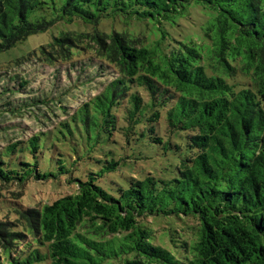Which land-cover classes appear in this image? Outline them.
Wrapping results in <instances>:
<instances>
[{
	"label": "trees",
	"instance_id": "trees-1",
	"mask_svg": "<svg viewBox=\"0 0 264 264\" xmlns=\"http://www.w3.org/2000/svg\"><path fill=\"white\" fill-rule=\"evenodd\" d=\"M56 2L0 0V52L54 21L83 28L61 30L33 51L39 64L51 65L54 79L24 99L33 107L27 114L51 123L11 143L10 155L0 158V202L7 205L0 264H104L116 249L78 233L92 219L124 235V264H264V0ZM51 5L56 13L48 20L42 13ZM25 73L14 74L24 78L21 89ZM88 84L96 92L75 103L74 90ZM133 84L148 92L149 103L130 92ZM126 95L128 147L118 158L99 160L98 171L82 176L77 165L65 166L54 144L45 148L46 132L67 128L75 117L86 138L94 127L97 144L109 142ZM162 121L171 136L158 133ZM143 145L161 164L118 184L115 193L106 190L105 176L133 169ZM106 147L113 149L111 142ZM44 150L73 191L26 207L7 192L54 176L39 169ZM23 154L29 159L13 168L11 159ZM156 217L195 221V233L183 241L188 257L152 240L144 222Z\"/></svg>",
	"mask_w": 264,
	"mask_h": 264
},
{
	"label": "rangeland",
	"instance_id": "rangeland-1",
	"mask_svg": "<svg viewBox=\"0 0 264 264\" xmlns=\"http://www.w3.org/2000/svg\"><path fill=\"white\" fill-rule=\"evenodd\" d=\"M56 1L57 4L58 0ZM56 4H54V6H57ZM54 6H49L50 10L42 13V16L48 20L54 18L56 13L53 9ZM105 27L108 28L109 25L106 23ZM61 30L81 31L83 28L77 23L69 25L62 21H54L46 31L30 35L12 48L0 52V158L2 159L10 155L8 146L11 143L28 137V135L37 131L38 128L46 131L48 126H50L49 123H51V120L47 121V119H43L47 123V125H45L39 117L35 115H33L32 119L36 125L32 122V119L28 116L27 112L33 114V111L31 110L33 107L29 108L27 103L30 101L24 99L36 96L39 93V89L43 90V81L48 83L54 79L53 68L51 65L46 63L39 64L33 51L38 53L40 46L49 42L52 36L56 35ZM24 58H30V60ZM17 61L22 62L17 63ZM63 68L64 66L62 65L61 69ZM16 72H26L25 78L29 81H27L23 89L19 87V84L24 78L20 80L15 79L14 74ZM89 85L90 84L87 85L86 89L82 88L74 90L72 93V99H75V103L89 97L92 92H96V89L94 90L93 86L89 87ZM130 92H137L145 102L149 103L148 92L143 87L134 85L130 88ZM58 95H60V92ZM65 100L67 103L68 99L66 98ZM127 107L128 103L126 95L122 98L121 103L117 107L116 114L118 119L116 121L115 129L110 135L109 142L106 138L102 140L100 138L99 143H102L97 144L94 127L88 128V136L86 138L84 126L80 123L81 118L75 117L73 121L71 118L67 119V128H62L57 125L53 132H46L45 140H42L43 143L45 142V148L49 146V144H54L56 150L62 155V162L65 166L69 167L71 164L77 165L78 168H80L82 176L87 175L89 171H98L99 160L101 161L104 158H109L110 155L114 158H118L122 155L123 150L128 147L125 142L126 135L124 134L125 128L128 125V121L125 117V110ZM60 110L62 111V108ZM68 111L71 112V110ZM88 111L89 115H93V106L91 104ZM161 111L164 112L163 110ZM158 129V133L164 138L171 136L164 121L159 124ZM136 130H138V128H136ZM181 134L182 136L185 135V133ZM110 142L113 145V149L109 152V149L106 146ZM140 144L141 143L138 145ZM143 147L142 150L139 147L137 148L143 152L141 157L138 156L139 159L143 160L138 163H135L134 161L132 165L133 169L130 167L127 170L123 169L115 175L111 174L105 176L106 180L105 182L103 181V185L106 187V190L115 193V188H117L116 186H118V184L124 185V181H128L129 178L140 176L141 174H139V172L147 173L152 168H157L161 164L153 159L154 154L152 155V151L148 146L145 147L143 145ZM42 148H44V146H42ZM18 157L11 159V162H13L11 166L13 168L15 166H20L18 163L22 158L29 159L28 154L21 155L20 159H17ZM36 160L41 171H44L47 174L51 173L54 176H48L46 180L32 179L27 182L25 189H23L24 191L20 190L17 192V189L10 188L9 191L15 193L12 195V193L7 192L8 196L21 198L18 202L29 207L35 206L38 203L40 205L51 203L56 198L73 191L72 185L64 183L65 175L56 173L58 163L56 159L52 157L51 152L44 150L43 156L38 155ZM19 193L20 195H17ZM6 211L7 205L0 202V218L6 214ZM144 225L153 233L151 238L154 242L169 250H178L180 255L188 257L187 248L184 247L183 241L192 238L195 233L196 223L194 220L185 217H156L145 221ZM78 233L89 241L102 243L103 247L116 249V255L112 256L109 260L104 262V264H124L125 260L128 258L126 250L123 249L125 243L124 235L107 232L100 220L92 219L84 221L80 225ZM73 240L79 245L86 247L79 241L78 237H74Z\"/></svg>",
	"mask_w": 264,
	"mask_h": 264
}]
</instances>
